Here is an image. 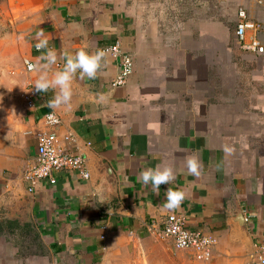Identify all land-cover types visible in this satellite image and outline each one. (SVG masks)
Here are the masks:
<instances>
[{"label": "crops", "instance_id": "1", "mask_svg": "<svg viewBox=\"0 0 264 264\" xmlns=\"http://www.w3.org/2000/svg\"><path fill=\"white\" fill-rule=\"evenodd\" d=\"M1 1L12 2L17 17L21 95L28 84L34 89L39 75L25 73L23 61L44 63L35 51L41 30L58 55L49 75L62 70L63 53L115 43L132 60L133 72L112 89L120 61L107 55L95 79L77 73L71 106L55 110L61 134L91 145L81 151L86 181L60 171L54 185L43 181L27 193L23 173L34 161L36 123L53 113L47 102L54 90L34 89L33 109L22 101L8 115L0 131V264H259L264 60L238 47L236 24L207 12L185 15L190 0ZM238 5L264 26V8L247 0ZM259 39L264 42V34ZM193 154L203 164L198 177L186 167L185 157ZM157 165L172 167L176 176L158 194L137 179ZM168 188L187 193L173 211L162 208ZM169 215L217 240L209 261L151 234L152 223L161 228Z\"/></svg>", "mask_w": 264, "mask_h": 264}, {"label": "built area", "instance_id": "2", "mask_svg": "<svg viewBox=\"0 0 264 264\" xmlns=\"http://www.w3.org/2000/svg\"><path fill=\"white\" fill-rule=\"evenodd\" d=\"M247 1L252 3L255 8H264V0ZM248 32L250 33L249 39H247ZM262 34H264V26L258 22L248 20L246 8L240 6L236 12L234 31L238 47L243 51L255 53L264 60V42L259 39ZM105 49L107 55L120 61V71L110 87L112 89L121 87L125 85L133 72L132 60L129 57L122 56L118 43ZM35 51H37L36 48ZM32 66L33 64L28 60L23 61L25 73L34 71ZM34 97L35 91L28 84L21 95V99L28 109H33ZM50 114L52 112L45 114L36 123L38 132L34 136L36 141L34 161L23 173V181L27 184V193L31 195L43 181L48 182L49 185H54V174L60 171H73L82 180L89 179L86 157L81 151L82 148H89L90 143L81 146L80 140L75 134L71 132L61 134L58 131L60 119L55 115V122L49 121L47 117ZM102 229L106 230V227L104 226ZM150 231L153 236L170 242L174 250L188 252L200 262L209 261L213 248L217 244V240L213 236L199 230L187 229L184 219L175 215L167 216L162 222L161 228L152 223ZM183 233L187 234L185 246L178 247V239ZM255 250L258 263L264 264V245L261 247L255 246Z\"/></svg>", "mask_w": 264, "mask_h": 264}, {"label": "clouds", "instance_id": "3", "mask_svg": "<svg viewBox=\"0 0 264 264\" xmlns=\"http://www.w3.org/2000/svg\"><path fill=\"white\" fill-rule=\"evenodd\" d=\"M37 43L35 48L41 52L38 60L44 63L33 65V69L39 73L35 80L34 89L37 92H47L50 89L55 91L52 100L48 101V107L53 109V113L47 118L49 121L55 122V110L61 106L70 107L72 99V82L79 73V78L95 79L97 74L102 70L103 63L107 56L106 49H98L95 52H87L79 50L75 54L63 53L62 58L65 60L62 70H57L49 75L52 66L57 62L58 55L54 48L49 47V41L41 30L36 34ZM225 152H231L232 149L225 146ZM186 167L189 174L199 176L203 168V164L196 155H188L185 157ZM176 178L175 171L172 167H161L157 165L155 168L144 169L137 174V179L145 186L151 185L152 190L159 193L161 185H169ZM187 198V193L183 190H173L168 188L166 191V199L162 208L168 211L178 209L183 201ZM186 233L181 234L178 239V247L185 246Z\"/></svg>", "mask_w": 264, "mask_h": 264}, {"label": "rangeland", "instance_id": "4", "mask_svg": "<svg viewBox=\"0 0 264 264\" xmlns=\"http://www.w3.org/2000/svg\"><path fill=\"white\" fill-rule=\"evenodd\" d=\"M188 3L185 15L205 17L207 12L213 18L236 24L238 0H190ZM16 19L13 3L8 6L0 0V131L9 124L8 115L16 113L23 104L20 93L24 75L22 45L17 40ZM167 256L175 255L167 252Z\"/></svg>", "mask_w": 264, "mask_h": 264}]
</instances>
